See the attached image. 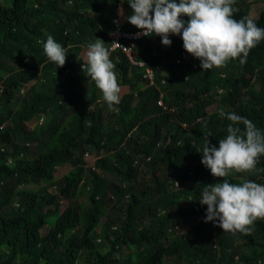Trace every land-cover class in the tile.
Segmentation results:
<instances>
[{
	"label": "trees",
	"instance_id": "16d2710c",
	"mask_svg": "<svg viewBox=\"0 0 264 264\" xmlns=\"http://www.w3.org/2000/svg\"><path fill=\"white\" fill-rule=\"evenodd\" d=\"M118 1L132 15L127 0ZM116 2L0 0V264H235V257L239 264H264V220L254 222L250 235L232 234L218 222L197 221L207 205L188 206L201 199L204 186L223 179H259L264 185V156L252 173L213 181L197 150L204 137L217 147L226 137L231 122L221 111L246 117L264 132V40L244 65L238 57L206 71L185 51L180 35L169 34L171 46L162 45L159 35L144 37L135 44L137 59L152 68L157 83L165 75L161 90L174 112L156 107L154 88L135 91L139 82L128 78L121 51L110 59L117 82L130 91L112 110L81 71L77 52L69 48L58 68L44 42L51 35L62 46L84 43L75 35L79 19L103 39L99 27L114 29L107 11ZM263 2L235 0L234 19L246 17L264 28V7H254L258 13L249 16L251 5ZM120 27L138 30L127 21ZM24 85L28 89L18 99ZM181 123L185 134L177 131ZM176 139L184 146L177 147ZM145 150L148 161L133 167L132 161L147 156ZM66 164L70 170L55 178V169ZM180 200L182 216L175 211ZM165 224L178 230L162 236ZM99 237L107 243L105 252L96 244ZM214 241L218 251L211 248Z\"/></svg>",
	"mask_w": 264,
	"mask_h": 264
},
{
	"label": "clouds",
	"instance_id": "9594fccd",
	"mask_svg": "<svg viewBox=\"0 0 264 264\" xmlns=\"http://www.w3.org/2000/svg\"><path fill=\"white\" fill-rule=\"evenodd\" d=\"M127 2L132 9L130 16H127L123 3L118 0L107 11L112 15L114 29L104 31L102 27H99V31L105 34L103 39H99L97 34H92L85 19H79L76 22V25L80 23L77 26L79 30L75 31V35L83 36L84 43L76 46L66 43V46H62L51 35L44 42L46 56L56 63L58 68L65 64L68 49L73 48L77 52L76 59L80 61L81 71H85L91 78L89 83L95 82L102 93L103 100L112 110H115L114 106L120 103L122 95L130 91L129 85L117 82L114 72L116 65L110 59V54L121 51L130 66L127 71L128 78L135 76L139 82L140 88H136L135 91L154 88L156 107L162 113L174 112L173 107L164 102L165 93L161 90L165 83V75L161 73V79L157 83L152 68L137 59L135 44L144 37L156 34L161 37L162 45L171 46L169 34L180 35L185 51L194 58H198L201 69L206 71L213 67H223L229 60H235L238 57H240L239 63L244 65L250 50L264 40V28L258 27L253 20L246 17L239 21L234 19V13L238 11L233 7L235 0H179V3L176 0H127ZM184 16L189 19L185 21L181 18ZM126 21L138 30L121 29L120 26ZM104 39L108 41L107 44ZM136 68L141 73L132 70ZM67 72L66 70L65 73ZM1 75L5 77V74L1 73ZM251 82H256L255 77H252ZM255 87L258 89L257 83ZM27 89L28 85L19 89L18 99L24 96ZM217 93L222 94V90H218ZM219 115L231 122L227 127L226 137L218 141V147L211 145L208 137H204L203 148L197 149L203 154L201 163L210 170L213 181L215 177L224 178L229 174L252 173L257 170L258 158L264 156V132L251 120L234 112L221 111ZM41 120L43 121V116L39 121ZM204 123L206 126L207 122ZM240 124H243V129L238 126ZM136 129L137 126L132 129V133H135ZM186 129V124L181 123L177 131L179 134H185ZM168 136L171 142L172 133L170 132ZM192 142L195 141L187 142V144ZM175 145L183 147L184 142L176 139ZM144 154L147 155V150ZM148 159V155H141L140 159L132 161V166L135 167L141 164V161L146 162ZM85 162L86 166L91 165L87 163L88 161ZM94 172L99 174L97 169H94ZM255 181L257 183L243 180L236 184L223 179L221 183L206 185L201 199L196 200V203H189L188 206L197 205L195 207L197 210L199 204L207 205V211L198 212L197 221L205 219V222L212 221L214 224L218 222L217 226L222 228L223 232L250 235L254 222L264 220V185L259 179ZM173 182L174 188L179 189V183L175 180ZM181 203L183 201L180 200L175 207L178 214ZM162 226L164 231L162 236L178 230L174 225ZM112 229L115 230V227ZM101 239L102 237L96 239L97 245H100ZM211 248L218 251V244L214 241ZM122 251L124 256L129 254L126 246ZM234 261L236 264L238 258L235 257Z\"/></svg>",
	"mask_w": 264,
	"mask_h": 264
},
{
	"label": "rangeland",
	"instance_id": "374dc122",
	"mask_svg": "<svg viewBox=\"0 0 264 264\" xmlns=\"http://www.w3.org/2000/svg\"><path fill=\"white\" fill-rule=\"evenodd\" d=\"M254 7H257V8H259V9H262V7H264V2L263 3H258V4H254V5H251V11H252V13H250V17L251 18H253V17H255V15L258 13L257 11H255L254 10ZM15 116V115H14ZM14 116L11 118V120H13L14 119ZM87 163H89V162H87ZM70 166L68 165V164H66V165H64V166H62V167H59V168H56L55 169V171H54V177L55 178H57V179H59L60 177H62L64 174H66L69 170H70ZM82 200V197H78L77 198V201L78 202H80ZM119 208H120V206L119 205H117V207H116V210H115V212L116 213H119L120 211H119ZM46 231H47V228H43V229H41V233L42 234H45L46 233ZM99 247V250L101 251V252H103L106 248H107V244L101 239V243H100V245H98ZM236 264H239V262H237Z\"/></svg>",
	"mask_w": 264,
	"mask_h": 264
}]
</instances>
